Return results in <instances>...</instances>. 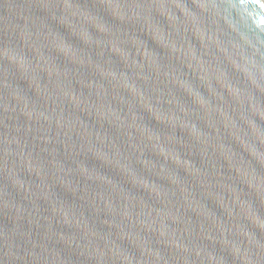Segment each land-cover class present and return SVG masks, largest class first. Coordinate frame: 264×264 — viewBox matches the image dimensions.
I'll list each match as a JSON object with an SVG mask.
<instances>
[{"label": "water", "instance_id": "1", "mask_svg": "<svg viewBox=\"0 0 264 264\" xmlns=\"http://www.w3.org/2000/svg\"><path fill=\"white\" fill-rule=\"evenodd\" d=\"M0 264H264L261 0H0Z\"/></svg>", "mask_w": 264, "mask_h": 264}, {"label": "bare ground", "instance_id": "2", "mask_svg": "<svg viewBox=\"0 0 264 264\" xmlns=\"http://www.w3.org/2000/svg\"><path fill=\"white\" fill-rule=\"evenodd\" d=\"M262 1V3L264 4V0H261Z\"/></svg>", "mask_w": 264, "mask_h": 264}]
</instances>
